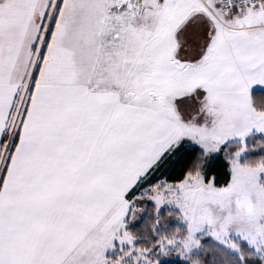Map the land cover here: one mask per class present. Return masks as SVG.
I'll use <instances>...</instances> for the list:
<instances>
[{
  "label": "snow or ice",
  "instance_id": "obj_1",
  "mask_svg": "<svg viewBox=\"0 0 264 264\" xmlns=\"http://www.w3.org/2000/svg\"><path fill=\"white\" fill-rule=\"evenodd\" d=\"M0 264H264V0H0Z\"/></svg>",
  "mask_w": 264,
  "mask_h": 264
}]
</instances>
